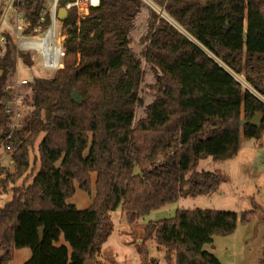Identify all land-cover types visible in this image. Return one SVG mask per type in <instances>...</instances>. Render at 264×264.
<instances>
[{
  "label": "trees",
  "instance_id": "obj_1",
  "mask_svg": "<svg viewBox=\"0 0 264 264\" xmlns=\"http://www.w3.org/2000/svg\"><path fill=\"white\" fill-rule=\"evenodd\" d=\"M151 1L183 32L150 10L140 53L131 33L145 7L141 0H100L84 18L68 10L61 21L65 66L30 84L15 128L13 107L7 106L14 92L7 76L15 67V46L4 34L0 142L12 170L0 163V196L13 187L0 207V264L25 248L31 256L24 264H101L111 212L120 208L133 224L180 198L211 194L227 177L198 171L199 161L233 159L242 138L263 137L264 0ZM46 2L20 0L30 24L24 35L32 33ZM66 2L59 0L58 8ZM3 11L0 3V21ZM49 26L47 14L42 29ZM21 57L32 65L30 54ZM144 66L152 76L147 103ZM254 115L263 118L259 127L247 124ZM93 186L87 209L69 203L77 188L90 195ZM255 215L243 212L239 221L229 211L179 210L147 224L143 237L164 248L172 264H221L203 247Z\"/></svg>",
  "mask_w": 264,
  "mask_h": 264
},
{
  "label": "rangeland",
  "instance_id": "obj_2",
  "mask_svg": "<svg viewBox=\"0 0 264 264\" xmlns=\"http://www.w3.org/2000/svg\"><path fill=\"white\" fill-rule=\"evenodd\" d=\"M141 1L145 7L141 9L142 12L135 21V28L131 33L132 47L137 53H140L142 48L140 40L146 33V21L150 10L155 11L182 31L151 0ZM11 16H14L13 12H11ZM60 22V20L56 22L55 30L63 35L64 28ZM13 42L15 46V67L11 74L7 76V81L14 92L13 99L7 101V106L13 107V126H18L19 118L15 121V112L20 116L22 115L25 107L22 96L28 92L30 84L37 78H52L56 71L43 68L42 56L34 51L16 52L15 41L13 40ZM22 53L31 55L32 65L30 67L23 63ZM144 68L145 81L142 85L144 88L142 94L147 103L150 101V93L146 86L148 82L152 81V76L149 68L147 66H144ZM233 76L244 88H248L242 77ZM22 81H25V83H22ZM26 83L28 85H25ZM16 100L21 103L15 105ZM141 114L142 108L137 110V115ZM39 140L40 138L36 142L35 150ZM35 153L37 152L32 153L30 157L31 163L36 161ZM9 159L10 157L5 148L0 145V163L12 170ZM36 166L38 167L37 163ZM197 170L218 172L226 176L227 181L211 194L195 198H180L177 202L170 203L140 217L133 224L125 220L120 208L111 212L109 216L112 232L102 247L99 256L101 264H172L164 248L159 247L153 239H144V227L149 223L172 218L179 210L195 209L234 212L238 215L239 221L243 212L255 211L256 215L247 225L238 222L237 229L232 235L226 237L215 236L213 242L205 245L203 249L212 253L221 264H259L264 251V135L260 140L242 138L240 150L233 159L226 161H214L211 157L201 159ZM32 178L26 179L25 186L31 183ZM94 180L95 176L92 174V184ZM22 182L23 180L19 181L16 186H22ZM12 187H8L7 195L0 196V207L10 200ZM94 195V186L90 195L77 188L69 203L78 210H85L91 205ZM61 244L66 245L63 239H61ZM30 256L31 251L28 248L15 250L9 264H24Z\"/></svg>",
  "mask_w": 264,
  "mask_h": 264
},
{
  "label": "built area",
  "instance_id": "obj_3",
  "mask_svg": "<svg viewBox=\"0 0 264 264\" xmlns=\"http://www.w3.org/2000/svg\"><path fill=\"white\" fill-rule=\"evenodd\" d=\"M20 0H0L4 6L3 15L0 21V48L6 43L5 33L12 36L16 45V52L34 51L42 56L43 68L58 71L64 68L65 50L62 47L64 35L57 33L56 22L58 21V3L59 0H47L46 8L42 12L37 25L30 35H24L23 31L30 25L20 11ZM100 0H67L65 9H75L78 18H84L88 15L90 8L99 6ZM11 12L14 16L10 17ZM50 16V26L43 30L42 24L46 15ZM61 24V22H60ZM3 55L0 51V57ZM22 83H25L22 81ZM18 100L15 105L20 104ZM20 115L15 112V121ZM17 125L12 126L15 128ZM2 146V143L0 142Z\"/></svg>",
  "mask_w": 264,
  "mask_h": 264
},
{
  "label": "water",
  "instance_id": "obj_4",
  "mask_svg": "<svg viewBox=\"0 0 264 264\" xmlns=\"http://www.w3.org/2000/svg\"><path fill=\"white\" fill-rule=\"evenodd\" d=\"M67 15V10L65 8H60L58 10L57 13V18L58 20L62 21ZM72 98L75 102H78V96L77 93L74 92L72 94ZM263 118L260 115H254L248 122L247 124H249L252 127H259L260 124L262 123ZM43 229L40 230V235H42Z\"/></svg>",
  "mask_w": 264,
  "mask_h": 264
},
{
  "label": "crops",
  "instance_id": "obj_5",
  "mask_svg": "<svg viewBox=\"0 0 264 264\" xmlns=\"http://www.w3.org/2000/svg\"><path fill=\"white\" fill-rule=\"evenodd\" d=\"M25 82V81H24Z\"/></svg>",
  "mask_w": 264,
  "mask_h": 264
}]
</instances>
